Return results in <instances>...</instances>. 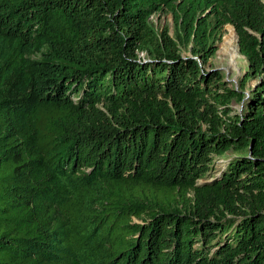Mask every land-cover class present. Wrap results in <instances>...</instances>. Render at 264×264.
I'll list each match as a JSON object with an SVG mask.
<instances>
[{
    "label": "trees",
    "instance_id": "16d2710c",
    "mask_svg": "<svg viewBox=\"0 0 264 264\" xmlns=\"http://www.w3.org/2000/svg\"><path fill=\"white\" fill-rule=\"evenodd\" d=\"M0 264H264V0H0Z\"/></svg>",
    "mask_w": 264,
    "mask_h": 264
},
{
    "label": "rangeland",
    "instance_id": "374dc122",
    "mask_svg": "<svg viewBox=\"0 0 264 264\" xmlns=\"http://www.w3.org/2000/svg\"><path fill=\"white\" fill-rule=\"evenodd\" d=\"M208 13L209 10L203 13V16L206 17ZM151 21L159 32H162L163 30L167 29L172 36L175 35V23L172 13L168 11L159 12L151 17ZM233 30L236 33L234 26L228 24L222 29L221 32L217 33L215 38H213L214 45L216 46V52L214 55L209 57L204 64L206 70L209 71L210 73L220 72L223 76V82H225V84H227L229 87L235 86L237 88H240L242 86V83L246 79V72L249 67L247 58L244 55H242L240 52L241 58L239 60V65L237 68H234L230 63V57L229 56L224 57L223 55L220 54V50L226 35L231 34ZM183 54L185 56H192L193 54L191 47L190 48L184 47ZM143 55L146 56V53H141L140 56L143 57ZM199 59H201L200 56ZM257 82H258L257 79L248 80L245 86V91L250 92V89H252L257 84ZM232 106L235 112H241L242 110L241 102L233 100ZM226 163H227L226 158L223 157L216 158L214 169L204 179H208V178L211 179L214 176L219 175L220 170L226 166ZM188 197L192 198L193 194L190 193ZM163 199L168 203L173 202L176 204H180L185 202L183 194L179 193L178 191L173 192L170 196Z\"/></svg>",
    "mask_w": 264,
    "mask_h": 264
},
{
    "label": "bare ground",
    "instance_id": "6f19581e",
    "mask_svg": "<svg viewBox=\"0 0 264 264\" xmlns=\"http://www.w3.org/2000/svg\"><path fill=\"white\" fill-rule=\"evenodd\" d=\"M220 54L224 57L229 56L232 67H238L241 54L238 47V37L234 30L231 34L226 35L220 50Z\"/></svg>",
    "mask_w": 264,
    "mask_h": 264
},
{
    "label": "water",
    "instance_id": "95a60500",
    "mask_svg": "<svg viewBox=\"0 0 264 264\" xmlns=\"http://www.w3.org/2000/svg\"><path fill=\"white\" fill-rule=\"evenodd\" d=\"M236 30V29H235ZM237 33V32H236ZM238 37V35H237ZM238 45H239V39H238ZM240 49V48H239ZM246 94L249 96L250 92H246Z\"/></svg>",
    "mask_w": 264,
    "mask_h": 264
},
{
    "label": "built area",
    "instance_id": "2783aa9c",
    "mask_svg": "<svg viewBox=\"0 0 264 264\" xmlns=\"http://www.w3.org/2000/svg\"><path fill=\"white\" fill-rule=\"evenodd\" d=\"M143 57L145 58V56L143 55Z\"/></svg>",
    "mask_w": 264,
    "mask_h": 264
}]
</instances>
